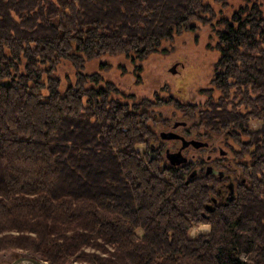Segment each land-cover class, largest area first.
<instances>
[{
  "label": "trees",
  "instance_id": "1",
  "mask_svg": "<svg viewBox=\"0 0 264 264\" xmlns=\"http://www.w3.org/2000/svg\"><path fill=\"white\" fill-rule=\"evenodd\" d=\"M197 22L221 52L202 108L129 103L83 69L145 59ZM64 60L78 70L62 89ZM160 106L220 132L234 197L213 202L221 184L204 158L195 176L169 163ZM201 224L209 233L191 236ZM11 248L50 264H264V0L227 17L205 0H0V251Z\"/></svg>",
  "mask_w": 264,
  "mask_h": 264
},
{
  "label": "rangeland",
  "instance_id": "2",
  "mask_svg": "<svg viewBox=\"0 0 264 264\" xmlns=\"http://www.w3.org/2000/svg\"><path fill=\"white\" fill-rule=\"evenodd\" d=\"M240 1L224 0L217 3L214 0H205V2L213 5L215 12L219 16L223 15L224 17L229 16L233 9H237ZM196 25L198 26L196 31H187L176 35L173 40H164L157 50L145 59L133 61L126 56L105 55L96 60L86 62L83 69L89 73L97 71L104 79L114 82L123 94L122 96L119 95L118 98L129 103L133 102V100L123 97L126 94L135 95L136 100L145 97L153 100L158 97L163 99L174 97L182 103L196 104L202 108L208 99L205 90L214 87L212 83L215 75L214 63L219 59L221 52L218 49V36L210 25H203L199 22ZM175 63H178L177 71L173 73L170 69ZM77 70L67 60H64L59 65L56 74L62 79V89L68 84L75 82ZM214 95L218 97L220 92L215 90ZM157 111L171 119L169 127L159 128V133L161 129L166 130L169 128L173 130L175 122L187 119L182 112L173 106H160ZM193 123V121L188 119L186 127L193 125ZM252 123L255 127L259 124L258 120H253ZM181 127L179 129L182 130ZM201 130L204 131V129ZM218 135L213 136V139L216 141H219L220 138L223 139L221 134ZM206 139L202 138L199 140L206 142ZM166 140H168L167 144L169 147H172L174 142L169 139ZM197 149L195 147L192 148L189 151V156L195 158L198 157L200 152L204 156L209 152L212 153L211 148H205L203 151ZM218 155L219 150L214 157ZM209 231V224H201L195 226L191 230L190 235L196 236L198 233H209ZM20 256L33 257L28 252L11 248L0 251V264H11ZM21 264L31 263L25 262ZM69 264L87 263L71 262Z\"/></svg>",
  "mask_w": 264,
  "mask_h": 264
},
{
  "label": "flooded vegetation",
  "instance_id": "3",
  "mask_svg": "<svg viewBox=\"0 0 264 264\" xmlns=\"http://www.w3.org/2000/svg\"><path fill=\"white\" fill-rule=\"evenodd\" d=\"M176 123H179V125L175 126ZM187 123H188V119L185 118L182 121L175 122L173 126L174 128L173 130H170L169 128H167L166 130L161 129V132L162 131H173L185 137L186 140H191V139L201 140L202 138H207L206 142H208V146H205L203 148L202 147L198 148L197 150L203 151L205 148H211L212 153L209 152L206 156H204L200 152L198 154V157L192 158L189 156V151L194 147L193 145H189L183 149V154L188 158V160L186 163H183L180 166L183 167V166H188L190 164L197 165L193 168V171H192V173L195 172L194 175L191 173V176H195L198 172L201 171L202 166L199 165V162L204 158L205 159L204 162H207V166L206 167L203 166V169H206V171H209V174L216 175L217 179L220 181V184H221L219 187L220 188L219 195H216L213 198V202L217 204L218 202H221L223 200L231 199L232 197H234L239 175L237 172L234 173L235 169L233 170L232 166L229 169L227 162H225L229 160V152L227 149H223L222 148L223 146L219 144L222 141V139L220 138L219 141H216L215 139H213V136L215 135L219 136L218 134H220V132L214 131L215 133H218V134H215L213 132L208 133V130H205V131L196 130L193 128V125L186 127ZM180 126H182L181 127L182 130L179 129ZM164 127H169V125L164 126ZM160 138L162 139V143L164 144L165 151H167L168 149L171 151H178L183 145V141L181 139L174 138V139H169L174 142L173 146L169 147V145L167 144L168 140L163 139L161 136ZM218 150H219V155L214 157L215 153Z\"/></svg>",
  "mask_w": 264,
  "mask_h": 264
},
{
  "label": "water",
  "instance_id": "4",
  "mask_svg": "<svg viewBox=\"0 0 264 264\" xmlns=\"http://www.w3.org/2000/svg\"><path fill=\"white\" fill-rule=\"evenodd\" d=\"M178 63H175L172 67H171V72L176 73V67H177ZM179 125V123H176L175 126ZM161 137L163 139H174V138H179L183 141V145L180 148V150L178 151H171V150H167L166 151V157L167 160L169 161V163L173 166H178L181 165L183 163H186L188 158L183 154V149L189 145H193L195 148H200V147H205L208 146V142L205 141H200L197 139H191V140H186L185 137L173 132V131H162L161 132ZM195 172H193L192 174L194 175ZM31 263V264H48L46 261L43 260H39L36 259L34 257H30V256H20L17 259H15L11 264H21V263Z\"/></svg>",
  "mask_w": 264,
  "mask_h": 264
},
{
  "label": "bare ground",
  "instance_id": "5",
  "mask_svg": "<svg viewBox=\"0 0 264 264\" xmlns=\"http://www.w3.org/2000/svg\"><path fill=\"white\" fill-rule=\"evenodd\" d=\"M45 264V263H44Z\"/></svg>",
  "mask_w": 264,
  "mask_h": 264
}]
</instances>
